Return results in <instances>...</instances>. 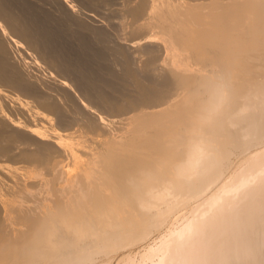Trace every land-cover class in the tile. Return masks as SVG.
Wrapping results in <instances>:
<instances>
[{"label":"bare ground","instance_id":"bare-ground-1","mask_svg":"<svg viewBox=\"0 0 264 264\" xmlns=\"http://www.w3.org/2000/svg\"><path fill=\"white\" fill-rule=\"evenodd\" d=\"M46 1L0 0V264H264V0Z\"/></svg>","mask_w":264,"mask_h":264},{"label":"rangeland","instance_id":"rangeland-1","mask_svg":"<svg viewBox=\"0 0 264 264\" xmlns=\"http://www.w3.org/2000/svg\"><path fill=\"white\" fill-rule=\"evenodd\" d=\"M30 1H32L33 3H36L37 1H42V4L45 2V0H30ZM36 1V2H35ZM71 2H74L75 1V3H76V0H74V1H72V0H70ZM118 1V0H117ZM40 2H37L40 6H42L43 8H45V9H47V10H49L50 11V13L52 12V13H54V8H53V5L50 3V2H48V1H46L43 5L40 3ZM48 2V4H46ZM77 2H78V0H77ZM113 2V3H112ZM111 3L113 4H111L110 6L111 7H113V6H116V5H114L115 4V2L114 1H112ZM74 4V3H73ZM52 5V6H51ZM74 5H76L75 7H77V8H79V10H81L82 11V6H81V4L80 3H76V4H74ZM50 6V7H49ZM81 6V7H80ZM53 9H52V8ZM50 8V9H49ZM101 10V11H100ZM87 11H89V10H86V9H84L83 8V12H87ZM97 11H98V13H99V11H100V13H102V15H105V17H108V21L110 20V23H112V25H116L117 24V22H119L120 20H116V19H118V17L116 18V17H110V19H109V14L107 15V13H108V11L107 10H103V9H101V8H98L97 9ZM105 12V14H104V12ZM89 12H92V11H89ZM107 12V13H106ZM99 13V14H100ZM115 18V19H114ZM115 20V21H114ZM117 21V22H116ZM114 23H116V24H114ZM98 25V21H96L95 22V25ZM108 30L109 31H111L110 32V34L112 35V33L113 34H115V31L113 30V28H108ZM112 38H114V36L112 35L111 36ZM112 40V39H111ZM112 41H114V40H112ZM110 45H112V43H110ZM30 52V51H29ZM26 54V53H25ZM24 56H27L26 58L24 57V59H26V61H27V63L29 62H31L30 60H31V57H30V55H24ZM28 58H30V60L28 59ZM32 64H33V62H32ZM40 64L42 65V64H44V63H39V67H41L40 66ZM30 65V66H29ZM44 66V65H43ZM46 66V65H45ZM45 66L44 67H41L40 69H41V71L38 69V67H37V65H35V64H33V66H31V64H28V67H29V69H30V67H35V73H36V70L37 71H39V72H37V73H39L40 74V76L42 77H44V78H46V76L48 75V73H46V72H42V71H45L46 69H45ZM33 68H31V69H33ZM116 68H118L117 70H119V66L118 67H116ZM42 69H45V70H42ZM33 71V70H32ZM34 72V71H33ZM42 72V73H41ZM45 73V74H44ZM42 74V75H41ZM47 74V75H46ZM47 78H48V76H47ZM170 85V84H169ZM168 86V85H167ZM168 87H170V86H168ZM259 150V148H255L253 151H258ZM236 157H234L233 158V160L235 159ZM243 157H240V160L239 161H241V160H243L242 159ZM237 160V159H236ZM238 161V162H239ZM234 163V162H233ZM134 205V206H133ZM139 205H137V204H132L128 209L129 210H131V212L132 213H136V211L137 210H139ZM129 210H127L126 209V213H127V215H129L130 214V211ZM136 210V211H135ZM132 215V214H131ZM173 215V216H172ZM172 215H170L169 217H166V218H168V220L170 219H172V218H174V214H172ZM130 216V215H129ZM144 216H145V218H144ZM132 217V216H131ZM136 218H139V219H136ZM135 219H133V221L131 222V223H135L133 226H135V227H133V226H131V229L129 228V230L130 231H128V227L127 228H123L124 229V232L123 233H125V232H127L128 234H130V236H131V238L133 237H135L136 235H137V233H141V231H143L144 229H146L147 228V224H146V222H147V219L146 218H148V215L147 214H141V215H139V216H137ZM142 218V219H141ZM136 220V221H135ZM137 220H139V221H137ZM142 220V221H141ZM167 220V221H168ZM144 221V222H143ZM137 222V223H136ZM139 222H141L140 224H139ZM143 222V223H142ZM146 224V225H143V224ZM138 224H139V226H141V224L143 225V226H141V228L138 226ZM138 226V227H137ZM122 229V228H121ZM137 229V230H136ZM143 229V230H142ZM127 230V231H126ZM134 230H135V232H134ZM161 230H163V229H161ZM160 230V231H161ZM137 231V232H136ZM130 232V233H129ZM158 232V233H157ZM126 233V234H127ZM132 233V234H131ZM158 234H159V231H153L151 234H150V238H149V240H148V242L146 243V242H138V244L136 243V245H128L127 243H123L122 245H125V246H122V248H120V247H118L119 248V250L118 249H116V248H114V249H110V248H107V250H105V251H108V250H110L109 252H110V254H108V256H105L104 258H102V259H99V260H96V261H94V262H92V263H90V264H126L127 263V259L129 258V257H132V256H134V255H136L139 251H141V249L144 247V246H146L147 244H149V242L150 241H152L153 239H155V238H157L158 237ZM135 235V236H134ZM153 238V239H152ZM127 245V246H126ZM113 253H112V252Z\"/></svg>","mask_w":264,"mask_h":264}]
</instances>
